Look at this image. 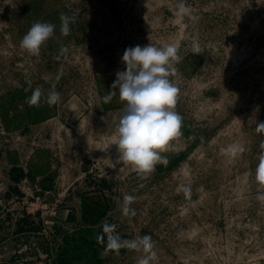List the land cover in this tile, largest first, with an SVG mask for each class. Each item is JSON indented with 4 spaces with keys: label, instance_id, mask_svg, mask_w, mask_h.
<instances>
[{
    "label": "rangeland",
    "instance_id": "obj_1",
    "mask_svg": "<svg viewBox=\"0 0 264 264\" xmlns=\"http://www.w3.org/2000/svg\"><path fill=\"white\" fill-rule=\"evenodd\" d=\"M185 2L198 20L177 18L179 0H0V264H137L142 252L97 241L105 221L151 235L154 264H264V0ZM61 13L77 17L67 36ZM37 22L56 28L33 56L20 43ZM149 43L178 48L183 126L168 163L142 176L119 161L125 102L110 88L125 49ZM230 144L245 151L230 157Z\"/></svg>",
    "mask_w": 264,
    "mask_h": 264
},
{
    "label": "clouds",
    "instance_id": "obj_2",
    "mask_svg": "<svg viewBox=\"0 0 264 264\" xmlns=\"http://www.w3.org/2000/svg\"><path fill=\"white\" fill-rule=\"evenodd\" d=\"M175 15L178 19L188 16L192 21L198 20L185 0H179ZM76 18V14H60V31L63 35L70 33V26ZM55 28L56 25L49 22L34 23L23 36L20 47L30 55L38 56L42 46L53 37ZM67 51V47L61 48L62 53ZM193 52H200L198 43L193 44ZM179 59L175 44L157 47L149 43L129 47L122 56L126 67L123 71H117L116 80L110 88L118 87L119 98L125 102V114L119 119L118 139L114 143L119 153V161L122 166L130 165L142 176L151 174L157 164L168 163L167 157L162 156L161 152L166 151L171 141L182 134L183 117L175 111L179 89L169 79L174 71L172 62ZM115 95V91H109L103 99L109 102ZM41 97V89L37 87L26 99V103L30 106L38 105ZM59 101V92L49 91L47 103L55 105ZM256 132L264 133V121L257 122ZM260 148L264 150V140L261 141ZM243 151L244 147L239 144H230L222 149V152L230 157H235ZM255 178L259 185L264 186V151L259 154ZM185 192L190 193V189L186 188ZM135 199L131 194L124 195L123 215L136 214L135 209L131 207ZM257 199L264 202V192H259ZM100 227L102 232L96 239L105 244V251L113 250L118 253L121 249H128L142 252L143 255L137 264H154L157 260L151 235L126 239L117 231L115 223L105 221Z\"/></svg>",
    "mask_w": 264,
    "mask_h": 264
},
{
    "label": "crops",
    "instance_id": "obj_3",
    "mask_svg": "<svg viewBox=\"0 0 264 264\" xmlns=\"http://www.w3.org/2000/svg\"><path fill=\"white\" fill-rule=\"evenodd\" d=\"M48 111V110H47Z\"/></svg>",
    "mask_w": 264,
    "mask_h": 264
}]
</instances>
